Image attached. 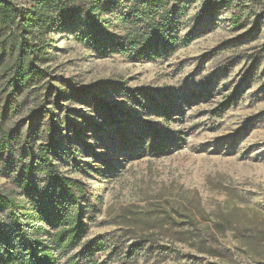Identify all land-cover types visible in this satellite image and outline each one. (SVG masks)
<instances>
[{
  "label": "rangeland",
  "instance_id": "obj_1",
  "mask_svg": "<svg viewBox=\"0 0 264 264\" xmlns=\"http://www.w3.org/2000/svg\"><path fill=\"white\" fill-rule=\"evenodd\" d=\"M142 1H114L101 17L106 34L123 36ZM218 1L228 6L211 17H200L202 0L174 5L180 44L189 40L168 56L101 55L80 19L48 32L35 87L6 91L12 60H0L12 157L47 143L54 119L51 158L98 208L86 239L109 235L118 253L141 246L136 264H264V6ZM13 188L0 167V190ZM98 264L125 263L109 250Z\"/></svg>",
  "mask_w": 264,
  "mask_h": 264
},
{
  "label": "trees",
  "instance_id": "obj_2",
  "mask_svg": "<svg viewBox=\"0 0 264 264\" xmlns=\"http://www.w3.org/2000/svg\"><path fill=\"white\" fill-rule=\"evenodd\" d=\"M114 1L32 0L31 6H21L16 0H0V60H12L5 71L4 89L10 94L24 92L42 81L45 72L37 68L36 63L44 62L48 32L59 27L68 28L80 19L83 20L80 26L83 39L101 55L132 58L162 52L168 56L188 42L189 37H185L180 44L177 37L180 0H143L124 35L110 37L102 28L101 17L111 12ZM202 1L200 17H211L220 6H228L218 0ZM244 1L264 6V0ZM234 21L238 23V19ZM162 98L171 104L168 96ZM168 105L154 103L162 113H169ZM8 111H12L11 105L2 100L0 167L12 174L14 188L0 190V213H5L0 219V264H58L57 258L63 259L64 264H98L99 255L109 250L121 263L136 264L141 246L118 253V244L109 235L86 239L87 221L94 220L98 208L92 203L85 184L62 175L51 158L56 143V121L49 119L47 143L34 149L31 146L34 152L23 150L12 157L11 144L18 138L13 129L7 132L2 128ZM27 141L25 139L24 144H29ZM41 176L45 178L43 184L36 181ZM168 219L162 217L161 221ZM187 225L197 231L192 220Z\"/></svg>",
  "mask_w": 264,
  "mask_h": 264
}]
</instances>
